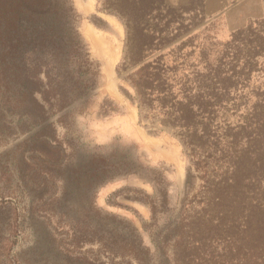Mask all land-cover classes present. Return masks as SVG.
<instances>
[{
  "label": "rangeland",
  "instance_id": "1",
  "mask_svg": "<svg viewBox=\"0 0 264 264\" xmlns=\"http://www.w3.org/2000/svg\"><path fill=\"white\" fill-rule=\"evenodd\" d=\"M113 2L71 0L95 85L50 119L48 149L0 86V264H253L264 0H164L132 43ZM177 102L195 116L189 147L160 124Z\"/></svg>",
  "mask_w": 264,
  "mask_h": 264
},
{
  "label": "trees",
  "instance_id": "2",
  "mask_svg": "<svg viewBox=\"0 0 264 264\" xmlns=\"http://www.w3.org/2000/svg\"><path fill=\"white\" fill-rule=\"evenodd\" d=\"M111 4L114 13L125 22L129 43L136 34L143 33V17L160 9L171 11L167 5L160 7L164 0H114ZM77 18L71 0H0V86L8 87L9 109L20 118L21 132L37 129L30 138L37 151L48 149L54 142V123L50 119L94 89L96 72L76 28ZM132 50L128 53L130 61L143 59L141 54V59H135L140 52L133 54ZM176 105L171 113L164 112L165 119L160 124L179 129L184 145L192 146V138L197 135L193 127L195 116L191 107L181 102ZM250 114L257 135L264 140V101L253 105ZM202 135H206L205 131ZM263 193L264 189L256 193L261 196H254L249 209L253 264H264ZM237 207L242 209L241 201Z\"/></svg>",
  "mask_w": 264,
  "mask_h": 264
}]
</instances>
